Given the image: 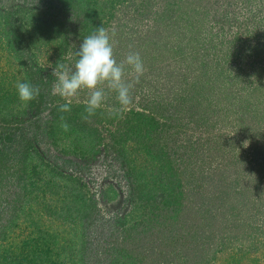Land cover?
Masks as SVG:
<instances>
[{
    "label": "trees",
    "instance_id": "trees-1",
    "mask_svg": "<svg viewBox=\"0 0 264 264\" xmlns=\"http://www.w3.org/2000/svg\"><path fill=\"white\" fill-rule=\"evenodd\" d=\"M126 1L22 0L6 8L0 0V220L5 218L4 222L0 221V264H261V259L252 255L262 250L264 243L252 232L246 234L254 243L252 249L235 250L231 245L249 221L242 212L254 202L252 196L238 198V194L228 193L230 186L221 175L218 177L212 170L196 174L184 159L179 164L170 161L167 168L164 162L156 170L131 166L135 158L130 156L149 153L158 141L159 137L152 142L157 133L178 121L182 113L181 104L169 107L166 101L155 99V94H146L151 92L153 77L158 90L180 77V67L178 75L173 77L170 70L157 63H164L172 57L170 53L176 56L182 50L179 42L176 48L169 49L166 39L172 33L176 34L174 39L195 33L190 15L186 18V28H177L176 18L171 19L166 13L171 8L172 13L177 10L169 8L167 3L153 16L149 14L154 25L144 32L131 30L137 35L132 51L139 52L149 64L134 85L138 90V86L144 88L142 83L146 84L139 109L134 104L135 95L121 116L110 117L111 108H101L85 121L82 115L86 98L81 91L69 113L58 111L64 100L52 95L53 67L58 62L74 65V52L79 50L81 40L96 28L102 26L110 33L115 30L123 34L115 13L118 5ZM160 17H165L167 22L163 23ZM127 48L126 51L132 49L129 45ZM122 49L125 50L124 45ZM119 56L124 58L123 54ZM223 58L216 56L215 61L221 65L214 69L213 75L222 76L224 83L234 76L226 71ZM198 62L205 61L194 57L191 63ZM198 70L193 83L182 77L186 86L192 87L195 113L204 104L205 99H199L204 91L224 92V96L228 93L214 80H208L211 74L206 64ZM25 80L40 88L39 96L27 106L18 99L15 87L17 81ZM114 100L115 94L110 101ZM113 107L118 108V103L112 104ZM61 115L69 125L67 132L59 127ZM131 143L138 148L134 145L132 148ZM42 144L44 150L40 149ZM50 147H60L67 158L59 165L50 166L43 156ZM71 155L91 161L100 155L104 161H115L121 167L128 163L126 168L132 169H120L126 185L122 202L130 204L128 210L104 216L94 197L83 191L78 177L89 170L88 162H75ZM184 164L188 168H182ZM227 173L239 174L230 170ZM214 175L221 182L219 191L200 188L204 181L213 182ZM46 196L53 200L57 197L61 206L58 215L53 213L60 221L57 232L25 238L27 228L17 231L19 214L30 205V200ZM102 196L115 201L118 194L109 185ZM58 233L68 238V251L62 248L63 240Z\"/></svg>",
    "mask_w": 264,
    "mask_h": 264
},
{
    "label": "rangeland",
    "instance_id": "rangeland-1",
    "mask_svg": "<svg viewBox=\"0 0 264 264\" xmlns=\"http://www.w3.org/2000/svg\"><path fill=\"white\" fill-rule=\"evenodd\" d=\"M19 2L22 3V0H3L2 4L6 8H11ZM167 3L169 8L174 7L177 10L173 13L170 12L172 8L166 11L171 19L176 18L177 28L180 27L181 30L186 28L188 25L186 18L190 15L195 33H187L182 38L178 35L176 39L173 38L176 34L172 33L170 36L172 38L166 39L169 49L176 48L174 46L180 43L182 50L176 56L173 52L170 53L169 56L172 55V57H168L164 63H156L170 70L174 74L173 77L178 75L180 67L181 75L177 76V80L167 82V87L162 85L159 90L155 89L157 83L156 77H153L151 92L145 93L144 82L142 83L144 88L142 85L138 86V90L133 88L132 96L137 95L135 102L138 103L134 102V104L138 106V109L140 100L145 94H151V96L155 94V99L166 101L169 107L175 106V103L181 104L183 109L177 117L178 121L157 133L152 142L159 137L158 141L151 148L149 147L151 149L149 153L139 152L138 154L137 152L130 156L136 159L131 161V166L156 170L164 162L167 168L170 161L176 164L184 159L186 164L189 163L192 166L196 174L212 170L218 177L221 175L225 184L230 186L226 190H231L228 193H236L238 198L252 196L254 202L242 212L249 221L243 227L244 232L234 237L231 243L235 250L249 247L252 249L251 245L254 243L247 237V233L252 232L260 242L264 243V0H127L126 3L118 5L115 13L117 21L119 20L122 26L120 30L123 34L120 35L110 29L111 33H116L114 55L118 62L123 59L118 58L121 57L119 54L125 56L130 50H134L133 40H137V35L132 34L131 30L144 32L146 28L154 25L149 14L153 16L154 12L162 10L161 8ZM165 17H160L163 23L167 22ZM180 32L179 34H182ZM120 45L122 48L124 45L125 50ZM127 45L132 49L126 51ZM216 56L224 57L226 71L234 76L233 79L228 76L229 81L227 78L223 83L222 76L213 75L214 69L221 65L220 62L215 61ZM194 57L205 62L193 65L191 62L194 61ZM145 59L144 64L148 68L149 64ZM204 64L211 74L208 80H214L216 85L223 86L229 94L226 93L224 96V92L222 94L218 91L217 93L204 91L199 97L201 100L205 99L204 104L200 105L201 109L195 113L193 108L195 96L192 95V87L186 86L182 77L193 83L197 79L198 68ZM132 79L129 77V80ZM164 81L167 80L164 79ZM158 91H161V94H158ZM113 96L114 93L109 94L103 109L112 108V104L116 103L115 100L110 101ZM86 97L87 92L84 91V98ZM188 143H190L189 146H187ZM44 145L40 146L41 150L45 149ZM133 145L131 143L132 148ZM135 148L138 147L135 146ZM49 151L44 153L42 151V153L50 166L59 165L61 160L67 158L61 153L60 147H50ZM54 157L58 160H54ZM70 157L82 164L88 162L89 170L80 173L78 177L84 186L83 191L94 197L104 216H110L121 209L123 212L128 210L130 204L126 202L124 205L122 202L126 185L120 177V169L126 171L132 169L126 168L128 163H125V167H121L115 161H104L100 155L93 161L75 158L72 155ZM181 167L187 166L184 164ZM228 170L239 174L230 176L227 173ZM217 176L214 175L213 182L204 181V185L200 188L207 191H219L221 182L216 179ZM225 184L223 186H226ZM10 185L12 186L11 183ZM109 185L118 194L115 201H107L102 196L104 189ZM224 199L228 200L227 197ZM187 200L190 201V199ZM29 204L24 208V212L19 214L20 228L17 231L27 228L25 229L27 234L24 231L23 235L25 238L38 237L37 235H43L47 231L51 235L57 232V223L60 221L56 215L61 208L57 203V197L54 200L49 196L38 197L34 201L30 200ZM56 210L58 211L55 212ZM53 213L56 215L53 216ZM4 219L1 218L0 221L4 222ZM58 236L62 237L59 233ZM62 240L60 241L62 248L68 251L70 245L68 238L62 237ZM252 256L260 258L264 264V248Z\"/></svg>",
    "mask_w": 264,
    "mask_h": 264
},
{
    "label": "clouds",
    "instance_id": "clouds-1",
    "mask_svg": "<svg viewBox=\"0 0 264 264\" xmlns=\"http://www.w3.org/2000/svg\"><path fill=\"white\" fill-rule=\"evenodd\" d=\"M37 2V0H36ZM115 33L104 27L96 28L93 34L86 36L74 52L75 63L69 66L57 63L52 70L54 82L52 95L59 96L64 103L58 105L60 113H69L73 100L79 97L81 91L87 92L84 100L82 119L87 121L104 107L110 93L115 94L119 107L109 110V116H121L123 111L133 103L132 90L135 83L145 74L146 67L137 51H129L122 60L117 61L114 55ZM51 67V65H48ZM132 77V80H129ZM18 99L27 104L36 99L40 88L30 82L17 81ZM59 127L67 132L69 125L65 117H59Z\"/></svg>",
    "mask_w": 264,
    "mask_h": 264
}]
</instances>
